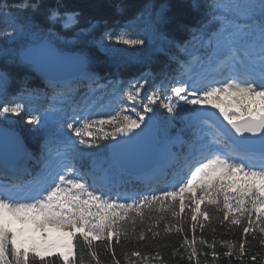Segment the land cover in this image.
<instances>
[{
    "label": "snow or ice",
    "instance_id": "obj_1",
    "mask_svg": "<svg viewBox=\"0 0 264 264\" xmlns=\"http://www.w3.org/2000/svg\"><path fill=\"white\" fill-rule=\"evenodd\" d=\"M206 6L208 19L190 31L192 39L208 50L207 55L194 59L210 71L189 75L192 65L184 62L174 83L162 81L153 86L142 76L123 88L115 111L77 104L69 86L49 79L48 87L59 106L38 114L19 95L5 99L10 95V81L6 72H0V118L9 122L12 116L20 117L23 123L34 126L30 131L46 129L51 119L60 131L59 139L50 135L41 143V166L33 171L22 161L11 166L7 163L10 144L18 151L25 150L18 133L0 127V177L4 178L0 180V264H57L39 255L34 240L21 239L23 229L14 231L13 221L41 229L52 224L70 233L69 247L78 250V259L64 258L63 264H85V256L88 264H122L118 253L123 264H169V259L175 257L186 258L189 264H202L199 256L207 264V257L215 260L219 255L217 244L225 249L224 257H234L239 264H264V0H208ZM13 7L19 12H35L39 4L19 0L8 5L0 0V21L11 20V26L0 29V42L33 37L20 59L39 66L54 55V50L37 42L38 30L15 15ZM80 15L76 10L62 13L59 7L48 9V19L62 22L65 27L79 23ZM104 41L133 47L146 44L145 39L129 38L124 31L106 32L101 47ZM181 50L188 52L187 47ZM78 62L83 68L89 59L81 56ZM185 75L187 81L182 79ZM94 86L104 87L90 73V92L96 91ZM23 92L33 94L28 89ZM66 104L71 105V115L63 107ZM231 107L243 109V117L227 110ZM160 109L170 114L169 126L176 121L185 124L168 148L170 171L165 175V188L126 195L112 182L100 181L77 166V158L93 154L86 149L99 147L98 142H89L86 137H128L108 145L111 148L156 145L161 133H168L167 128L162 130L158 125ZM50 112L56 115L50 116ZM105 125L113 131L104 132ZM93 128L99 131H91ZM174 147L178 150L173 151ZM193 191L196 195H187ZM153 211L162 215L153 216ZM189 218L190 227H185ZM213 221L222 226V235L238 226V235L217 240L216 227L211 228L210 240L196 234L198 226L203 233L205 222ZM138 225L144 227L138 230ZM77 228L87 231L77 236ZM173 232L174 243L166 240ZM89 234L94 235L90 238ZM95 239L101 243L95 244ZM132 241L137 246L125 251ZM162 249L168 250V259ZM61 257L63 253L57 259Z\"/></svg>",
    "mask_w": 264,
    "mask_h": 264
},
{
    "label": "trees",
    "instance_id": "obj_2",
    "mask_svg": "<svg viewBox=\"0 0 264 264\" xmlns=\"http://www.w3.org/2000/svg\"><path fill=\"white\" fill-rule=\"evenodd\" d=\"M19 0H5L8 5H15ZM32 3L39 4V9L33 12L31 9L25 12H19L15 7L12 12L19 16L22 20L27 19L39 32L38 38L53 39L56 45L62 51L76 52L84 54L88 57L89 63L87 69L94 72L100 80L104 81L108 88L116 84L118 80L124 82H131L140 77L149 79L152 85L156 84L164 77L166 69H177L179 60L185 59V52L181 49L187 47L188 51L191 50L198 40L192 39L190 29H195L203 24L208 19V0H31ZM59 7L63 13L66 10H76L81 13L78 17L79 23L70 27H65L62 22H54L48 19V9ZM143 13V16H141ZM139 18H147L152 27L149 32L141 35L140 38L146 40L144 46H136L137 49L132 53L134 59L127 56L125 59H116L108 53H104L100 48V42L103 39V34L111 32L113 34L121 31L132 30V25ZM95 23V27L91 25ZM6 26H11V20L5 22L0 21V29ZM209 27H211L209 25ZM32 37L25 36L20 39H8L0 42V72H6L9 76V93L5 97L10 100L12 95H19L23 102L28 104L32 103L33 99L38 102L42 100H49L51 97V88L48 87V82L42 77L37 75L33 67L21 61L20 50L25 45L31 43ZM163 48L165 53L156 51V48ZM24 89L31 90L33 94L29 95L23 92ZM147 90H151L148 88ZM82 92V91H81ZM81 92L74 96L80 95ZM109 91H103L108 95ZM76 101V100H75ZM16 121L11 125L13 128L20 131L31 152L37 156L40 152V144L43 135L41 132L30 131L33 125L25 124L21 121L20 117H16ZM94 129L93 132H98ZM109 132V130H103ZM101 136L103 133L100 134ZM99 145H104L105 140L94 137ZM105 146V145H104ZM86 152L93 153L92 155L84 156L88 160L95 157L98 162L105 165H110L114 174H118L119 170L114 167L111 162L109 149L105 148L100 151L97 148L86 149ZM89 156V157H88ZM113 165V166H112ZM139 185L135 182L128 183L123 190V194H131L139 192ZM235 192V189L232 190ZM187 195H196V193L189 192ZM167 203V202H166ZM203 207V205L201 206ZM147 211V210H144ZM188 209H185L187 212ZM153 216L162 215L153 211ZM184 217L182 216L181 219ZM169 219H171L169 217ZM202 219V218H200ZM175 222V221H173ZM189 223L185 227H190ZM227 223V222H226ZM163 222H161V227ZM138 230L141 227L138 225ZM217 228L216 239H231L238 235V226H232V231L226 235H222V226L218 225L215 221L209 223L205 222L204 232H200L199 226L197 227V235H205L209 240L212 237L211 228ZM79 229V228H78ZM86 232L87 229H83ZM82 232H77L80 236ZM191 236V233H189ZM90 238L91 236L89 234ZM176 234L173 232L166 240L175 242ZM74 243V242H73ZM95 244H100L101 240L95 239ZM141 244L143 242H140ZM113 245L115 246V237H113ZM133 246H137L136 241H132L125 251H130ZM199 247V245H197ZM205 251L208 249L205 246ZM154 251V250H153ZM165 258H169L167 249H162ZM225 251L219 244H217L216 252L219 254L215 260L211 256L207 257V264H239L234 257H224L222 253ZM120 258L123 264V258L120 253ZM59 255H52L44 257L46 260L56 261L57 264H63L64 259ZM202 264L205 258L198 257ZM78 250L73 248V256L68 260H77ZM133 259H135L133 257ZM85 264H88V257L85 256ZM151 264V262H150ZM169 264H189V261L179 257L169 259ZM194 264V262H193Z\"/></svg>",
    "mask_w": 264,
    "mask_h": 264
},
{
    "label": "rangeland",
    "instance_id": "obj_3",
    "mask_svg": "<svg viewBox=\"0 0 264 264\" xmlns=\"http://www.w3.org/2000/svg\"><path fill=\"white\" fill-rule=\"evenodd\" d=\"M131 27H132V30H130V31H124V32L129 36V38H140L141 35L146 34L149 31V29H150V27H152V25H151V22L147 18H139ZM36 39H37V42H42L43 41V40H41L39 38H36ZM49 40H50V43L56 45V42L53 39H49ZM32 41H33V37H32L31 42ZM100 48H101V50L104 53H108L110 56H113L116 59H120V60L121 59H125L127 56H129L130 59H134L133 54L134 53H137L135 51L136 50L141 51V50H139V49H137L136 47H133V46L123 45V44H119V43H115V42L109 43L107 41H104V46L103 47H101V44H100ZM58 49H59V51L62 50L59 47H58ZM196 65L197 66L200 65V63L197 62ZM90 73L91 72H88V70L85 67V75L82 78L85 79L84 82H86L87 89H88V74H90ZM184 80H186V77L184 78ZM63 83H65L67 86H69L73 91H77V89H76L77 87L76 86L73 87L72 84H71V81L70 82L67 81V82H63ZM164 83L165 84H168V82H164ZM171 83H174V80L171 81ZM99 85H103L104 87H106V85L103 84V83H99ZM127 85L128 84H126L124 87H126ZM104 87H102V88H104ZM97 88H101V87L97 86ZM115 88L118 91H116V93H114V94H111L107 98L106 101H107L108 104H106V105L105 104H100L101 99L99 97H93L94 96L93 94H95L97 92V90L95 92H90L88 90L89 93L92 94L91 95L92 97H90L89 100L88 99L84 100L81 103V105H83L85 107H90L92 110H99V111H106V112L107 111H115V110H118L119 104H120V99H121L120 93L123 90L122 89V82H120L119 84H117ZM85 101H87V104L86 105H85ZM53 105L59 106V105H57V102L55 101V102H52L46 109H42L41 110V109L37 108V110H34V111L37 112L38 114L39 113H45V112H48L50 106H53ZM63 107L67 111L68 115H71V107L68 108L67 105H64ZM234 109L236 110V113L237 114H239L241 117H243V109H240L238 107H234ZM166 113L167 112L165 110L160 109V111H159V117H158L159 122H162L164 120L165 122L168 123V120L170 118V114L169 113L166 114ZM130 114L133 115V118H135V114L134 113H130ZM49 115L50 116H55L56 113L50 112ZM166 115H168V119L167 120H165V116ZM0 119L4 120V118H0ZM12 120H14V116H12V117L9 118V122L12 121ZM37 127H39V126H37ZM42 130L43 131L45 130L49 135H55L57 137V139H59V136H60L59 126L55 122V120H51L50 119L49 120L48 127L46 129H42ZM68 135H71V133H68ZM72 138L73 139H76L75 136H72ZM52 147H53V149H55V145L54 144L52 145ZM90 173H92L95 177L98 176V175H96V173H95L94 170L90 171ZM100 176L101 175H99V177ZM102 176L103 177H107V174L104 173ZM139 179L143 181L142 178H139ZM13 230L14 231H17V229H14V228H13ZM47 231H49V230H47ZM75 231L77 233V232H80L81 230L75 229ZM41 232H42V234H41L42 235V238L39 237V240L37 241V244H39L42 247V245L47 242L48 233H44V229H41ZM63 234H65V236L63 235V237H67V239L62 240L61 243L64 242V241H66V240L67 241L69 240V236H68L69 233L66 232L64 229H63ZM38 236H40V235H38ZM45 237H47V238L45 239ZM27 241L28 240H26V242ZM31 241H33V240H31ZM55 244L57 245V243H55ZM67 244L69 245V243H67ZM57 246H59V245H57ZM61 246H62V248H64V251H63L64 257H62V258L63 259L64 258H67L68 259V258L72 257V255H73V249L71 251L65 252V250L67 248H70V247H68V246L66 247L65 245L64 246L61 245ZM59 248H61V247H58L53 252H45V251L39 252V255L40 256H43V257H48V256H52V255H60L62 252H60V250H58Z\"/></svg>",
    "mask_w": 264,
    "mask_h": 264
},
{
    "label": "water",
    "instance_id": "obj_4",
    "mask_svg": "<svg viewBox=\"0 0 264 264\" xmlns=\"http://www.w3.org/2000/svg\"><path fill=\"white\" fill-rule=\"evenodd\" d=\"M43 42L48 44L54 50V55L40 63L39 66L34 65V70L39 75L46 79L66 81L75 77H79L85 73V67L82 68L78 62L79 58L83 55L71 52H59L57 48L48 40ZM0 127L7 129L2 125H0ZM19 135L21 136V134ZM119 136L120 137L117 140L128 139V137L121 135ZM117 140L113 145L117 144ZM22 144L27 155H25V151H18L11 144L8 146L6 159L10 166L14 165L17 161L24 162L26 160L28 156V149L23 137ZM125 147L132 149L128 153L125 151ZM112 149L115 152L116 160L130 174H142L151 170L154 167L158 156V143L154 146H121V148L117 147ZM13 157L18 158L16 160H11Z\"/></svg>",
    "mask_w": 264,
    "mask_h": 264
},
{
    "label": "bare ground",
    "instance_id": "obj_5",
    "mask_svg": "<svg viewBox=\"0 0 264 264\" xmlns=\"http://www.w3.org/2000/svg\"><path fill=\"white\" fill-rule=\"evenodd\" d=\"M220 119H223V118H220ZM166 151H167V147H165V144H162L160 146L158 163H157L156 167L153 169L152 172H150L148 174H145V177L155 178L157 176V173L159 172V169L162 168L161 161L163 160ZM49 234L50 235L47 238V242L45 244H43L42 247L39 244H37L39 246L38 247V252H42V251H45V252H53V251H55L61 245H63V246L65 245L66 247L68 246L67 243H69L70 240H68V241L66 240V241L60 243L59 246H57L54 243V238L57 237V235H55L54 233H51V232ZM40 236H42V235H40ZM40 236H38V235L37 236H31L30 235L29 238H31L32 240H34L37 243V241L39 240V237ZM20 238L23 239L24 241H26L27 239H29L28 236L27 237H22L21 236ZM71 250H72V247H71V249L70 248H67L65 251L68 252V251H71Z\"/></svg>",
    "mask_w": 264,
    "mask_h": 264
}]
</instances>
